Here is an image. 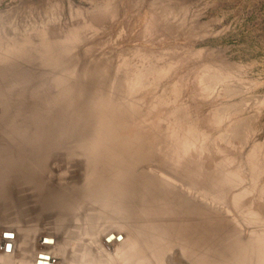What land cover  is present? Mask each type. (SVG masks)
Instances as JSON below:
<instances>
[{
    "label": "rangeland",
    "instance_id": "rangeland-1",
    "mask_svg": "<svg viewBox=\"0 0 264 264\" xmlns=\"http://www.w3.org/2000/svg\"><path fill=\"white\" fill-rule=\"evenodd\" d=\"M3 63L0 264H157L132 197L122 185L105 201L91 153L74 146L92 138L96 105L127 174L170 181L245 239L262 227L245 215L264 218V0H0ZM137 133L164 158L186 149L179 166L201 184L135 157ZM220 172L239 176L221 199L205 193ZM169 240L164 264H192Z\"/></svg>",
    "mask_w": 264,
    "mask_h": 264
},
{
    "label": "bare ground",
    "instance_id": "bare-ground-1",
    "mask_svg": "<svg viewBox=\"0 0 264 264\" xmlns=\"http://www.w3.org/2000/svg\"><path fill=\"white\" fill-rule=\"evenodd\" d=\"M11 49L14 50V48ZM7 53L11 52L8 51ZM4 64L5 63L0 66H3ZM124 64L125 62L123 65ZM96 67L98 68V66ZM98 106L100 105L98 104ZM96 108L98 115H96V130L92 138L80 140L74 146H81L88 153H91L90 155L96 168V171L93 172H97L103 181V189L106 192L105 201L112 196V191L117 195L122 185L124 186L126 193L132 197L129 208L131 211L142 216L143 224H145V231L142 235L144 239L142 238V242L152 249V256L155 257L157 264H164L166 261H171L164 250L170 244L169 236L171 235L179 236L180 241L183 240L184 245L190 247V251L186 253V256L191 260L192 264H264V218L261 215L257 214L253 208L248 209L247 215H245L246 220L251 223L255 222L262 227L252 231L249 237L245 239V236H242L241 231L235 222L233 226L227 225L225 222L223 223L224 220L221 219V217L218 219V216L213 215V209L193 201L191 196L187 194H181V191L169 184L170 181L166 179L163 180L161 177L157 178L151 173L145 171H140L136 174L131 173L130 175L127 174V171L129 172V170L127 168H121L127 166V163L117 154V143L113 138L116 132H113V137L109 140L112 141L114 145H108L107 141H105L107 135V128L104 126L105 121L102 112L100 109L98 110L97 105ZM94 109L95 104H91L85 109V111L90 115L92 111H95ZM63 128L64 127H62V129ZM155 134L157 135L158 133L155 132ZM158 136L160 135L158 134ZM163 136L165 137L163 134L160 137ZM134 137L135 139L136 137H141L139 140L136 139L137 148L134 152L135 157L146 154L148 156L143 157L153 159L154 157L150 156L152 154L159 159H163L165 161L164 167L169 165V167H171L169 168L170 172H173L175 176L176 174L180 175L181 179L187 180L189 183H192L193 186L198 185L200 180L197 171L185 167V169H183L179 166V163H182L184 156L188 152L186 149H181L179 157L175 160L172 155L164 158L153 148V146L159 147L158 140L153 142L152 140L147 141L144 139V136L139 133ZM47 142L53 147H58L61 144L59 143L61 141L53 140V138H47L46 143ZM109 148L113 149L112 152L108 151ZM248 156H250L249 153L246 157ZM100 162L104 164L102 167L99 166ZM168 162L169 164H167ZM186 164L188 165L185 161L184 166ZM254 165V167H256V164ZM30 173L33 176H31L32 178L36 176V172L31 171ZM5 177V174L0 173V195H5L6 197L10 191L9 186L5 185ZM238 177L239 176L236 173L224 175L223 172H220L215 175V178L212 180V185L205 190V193L212 195V191H220L221 193L216 197L221 199L225 189L228 186L231 187L232 184H235L236 181H238ZM260 191L262 192L260 193L264 195V188ZM123 193L124 192H119L121 196ZM239 198V195H236L233 198L234 207L238 206L237 203ZM59 206L63 207V201L56 205V207ZM114 210L116 212H112L115 215L122 214L117 209L114 208ZM131 211L129 212L132 213ZM219 223H223L221 228L219 227ZM214 237H217V239L212 241Z\"/></svg>",
    "mask_w": 264,
    "mask_h": 264
}]
</instances>
